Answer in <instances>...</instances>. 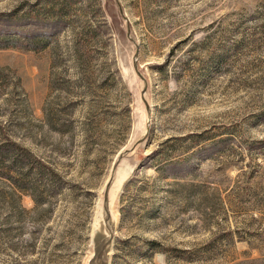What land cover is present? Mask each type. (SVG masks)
Listing matches in <instances>:
<instances>
[{
    "label": "rangeland",
    "instance_id": "374dc122",
    "mask_svg": "<svg viewBox=\"0 0 264 264\" xmlns=\"http://www.w3.org/2000/svg\"><path fill=\"white\" fill-rule=\"evenodd\" d=\"M0 35V264H87L107 188L108 264H264V0H0Z\"/></svg>",
    "mask_w": 264,
    "mask_h": 264
},
{
    "label": "water",
    "instance_id": "95a60500",
    "mask_svg": "<svg viewBox=\"0 0 264 264\" xmlns=\"http://www.w3.org/2000/svg\"><path fill=\"white\" fill-rule=\"evenodd\" d=\"M136 55H135V57H136ZM144 89H143V92L145 91ZM130 151L131 150H125L119 154L116 161L114 162L113 169L116 165L117 160ZM107 189H106L105 194H104L103 209H104L105 226L108 230L109 236L101 243V245L95 251L92 258L89 260V262L87 264H108V261H109L108 250H109L111 242L114 238V233L112 232V229H111L110 213H109L108 206H107Z\"/></svg>",
    "mask_w": 264,
    "mask_h": 264
},
{
    "label": "trees",
    "instance_id": "16d2710c",
    "mask_svg": "<svg viewBox=\"0 0 264 264\" xmlns=\"http://www.w3.org/2000/svg\"><path fill=\"white\" fill-rule=\"evenodd\" d=\"M2 38L3 39H7L5 41H9V42H5V43H1L0 42V47H9V46L15 47L16 46L15 42H13L11 40L12 39V36H3V35H0V39H2ZM4 148H5V145H0V162H3L6 159V157H10L13 154V150H10L9 148H7L6 151H3ZM16 156L18 157L17 154H16Z\"/></svg>",
    "mask_w": 264,
    "mask_h": 264
}]
</instances>
